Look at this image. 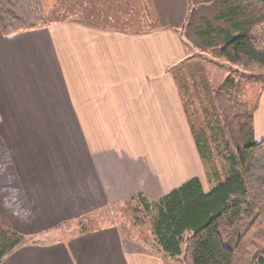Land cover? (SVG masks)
<instances>
[{"label": "crops", "instance_id": "1", "mask_svg": "<svg viewBox=\"0 0 264 264\" xmlns=\"http://www.w3.org/2000/svg\"><path fill=\"white\" fill-rule=\"evenodd\" d=\"M113 1L108 15L139 28L70 17L0 29L3 154L12 164L3 178L32 210L19 223L27 235L138 193L159 200L194 177L210 190L175 74L194 50L180 34L189 1ZM252 114L261 141L264 85ZM152 241L111 224L23 244L1 264H169Z\"/></svg>", "mask_w": 264, "mask_h": 264}, {"label": "trees", "instance_id": "2", "mask_svg": "<svg viewBox=\"0 0 264 264\" xmlns=\"http://www.w3.org/2000/svg\"><path fill=\"white\" fill-rule=\"evenodd\" d=\"M188 1L180 34L192 48L237 77L264 81V0ZM47 21L42 0H0L4 35ZM214 100L212 136L226 175L215 176L209 191L194 177L156 202L141 193L128 200L151 218L155 243L169 264H264V139L255 140L254 116L235 90L222 87ZM192 131L207 164L213 149L193 125ZM25 243L22 234L0 226V264Z\"/></svg>", "mask_w": 264, "mask_h": 264}, {"label": "rangeland", "instance_id": "3", "mask_svg": "<svg viewBox=\"0 0 264 264\" xmlns=\"http://www.w3.org/2000/svg\"><path fill=\"white\" fill-rule=\"evenodd\" d=\"M83 3L88 0H82ZM113 0L88 1L86 4H81V0H42L45 7V14L48 20H58L63 18H81L90 19L99 22L106 26H115L119 28L137 29V25H132L131 18H122L121 14L111 12L112 16L106 12L108 7L114 9ZM91 5V6H88ZM102 6V7H101ZM121 10L125 11L124 3L121 5ZM131 7H134L131 2ZM87 12H85V9ZM106 10V11H105ZM90 11V12H89ZM126 18V19H125ZM195 51V50H193ZM188 51L186 60L181 64V67L176 69L179 87L184 94L187 114L191 125L196 129L199 136L206 138L213 149L210 155V160L207 164L200 162V171L202 180L206 187H210L215 183V176L222 178L226 175V167L217 155L216 146L213 142L212 124L214 115L218 116V111L215 110L214 92L222 87L235 90L240 97L248 103L249 109L252 112L256 106L260 92L263 88L264 81L261 79H244L237 77L226 65L217 63L210 55L198 53V51ZM192 52V53H191ZM0 114V226L10 228L22 234L27 243L52 242L59 238H66L82 231H88L94 228H99L106 225L116 224L122 228L124 233L135 235L138 239H146L153 243L152 221L145 214L143 208L138 202H130L126 200L117 205L98 209L86 215L76 217L60 223L50 231L41 234H25L20 230L25 231L19 223H24V220L29 221V216L32 210L26 207V204L21 200L18 192L14 187H10L6 183V178H3L9 166L8 155L3 154V124H1ZM13 163V162H12ZM186 169V168H185ZM192 173L189 169L186 170L185 176L189 177ZM214 176V178H213ZM151 202L158 200L149 199ZM9 213L10 215H7ZM23 220V221H22ZM26 244V243H25Z\"/></svg>", "mask_w": 264, "mask_h": 264}]
</instances>
